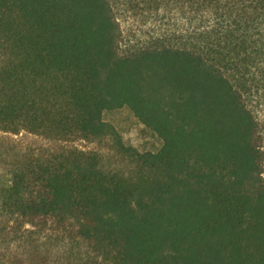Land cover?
<instances>
[{
  "label": "trees",
  "instance_id": "obj_1",
  "mask_svg": "<svg viewBox=\"0 0 264 264\" xmlns=\"http://www.w3.org/2000/svg\"><path fill=\"white\" fill-rule=\"evenodd\" d=\"M165 1L189 40L120 54L110 0H0V131L110 137L135 168L75 147L15 164L0 264H264V151L231 78L264 86V0ZM121 107L156 151L103 120Z\"/></svg>",
  "mask_w": 264,
  "mask_h": 264
},
{
  "label": "rangeland",
  "instance_id": "obj_2",
  "mask_svg": "<svg viewBox=\"0 0 264 264\" xmlns=\"http://www.w3.org/2000/svg\"><path fill=\"white\" fill-rule=\"evenodd\" d=\"M110 2L121 32L118 44L120 54H128L145 47L180 46L189 40L185 38V33L191 28V24L185 20L183 12H179L172 4H166L165 0H110ZM231 78L242 90L244 100L258 122L264 151V86L242 89L239 81ZM102 118L116 128L125 145L133 146L139 151H156L161 145L160 139L144 127L127 107L105 110ZM72 147L96 152L100 156L102 168L107 171H116L124 176L134 174L133 163L113 145L110 137L96 140L81 138L61 140L20 130L17 133L0 131V179L17 163ZM15 226L12 219L0 214V228L8 229ZM20 228L33 231L28 224ZM50 235L58 237L61 231L47 228L41 241Z\"/></svg>",
  "mask_w": 264,
  "mask_h": 264
}]
</instances>
